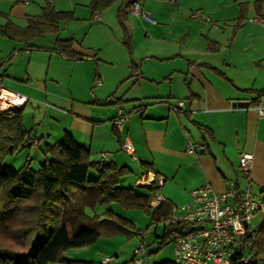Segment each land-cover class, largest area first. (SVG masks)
Here are the masks:
<instances>
[{"label": "crops", "instance_id": "0c3cea01", "mask_svg": "<svg viewBox=\"0 0 264 264\" xmlns=\"http://www.w3.org/2000/svg\"><path fill=\"white\" fill-rule=\"evenodd\" d=\"M167 1L142 0L137 12L131 5V52L121 44L117 4L91 13L89 0H52L56 10L72 11L74 18L27 43L0 35L1 82L28 97L21 116L31 131L30 164V149L40 153V144H52L68 132L89 150L91 160L126 166L134 186L146 191L129 184L123 188L148 195L151 189L138 180L141 172L162 176L155 192L171 206L187 203L190 191L206 183L217 193L233 184L264 190V114L249 104L253 95L247 92L264 86V74L254 72L255 65H264V17L250 7L233 32L237 1L251 5L249 0L233 2L230 15L199 6L211 23L193 18L187 2ZM43 5L42 0H0V25L10 20L23 28L28 18L41 16ZM144 11L153 21L142 16ZM56 39H72L80 58L52 50ZM177 100L184 105L175 112L166 103ZM237 102L247 105H232ZM119 110L129 116L116 129L112 119ZM126 134L134 156L121 148ZM188 141H201L206 150L187 153ZM242 152L252 154L248 176L239 168ZM153 236L158 237L157 227Z\"/></svg>", "mask_w": 264, "mask_h": 264}, {"label": "trees", "instance_id": "16d2710c", "mask_svg": "<svg viewBox=\"0 0 264 264\" xmlns=\"http://www.w3.org/2000/svg\"><path fill=\"white\" fill-rule=\"evenodd\" d=\"M141 1L89 0L88 7L91 13H96L117 3L115 17L122 32L121 44L131 52L129 14L131 5ZM237 2L239 10L233 32L243 25L250 7L257 16L264 17V0H254L251 5L248 1ZM73 18L72 11H58L52 0H44L40 17L28 18L23 28L7 20L0 25V35L27 43L46 30L56 31L61 21ZM72 44V39H56L52 50L68 59H78L80 55ZM208 49H212L211 44ZM247 92L253 95L249 104L256 106L264 97V86ZM30 136L31 131L23 126L21 109L0 113V264H72L77 261L64 256L70 248L93 245L100 236L124 234L129 238L138 234L130 219L112 209L88 214L87 210L93 211L101 204L119 202L124 207L141 208L156 224L169 215L170 204L163 202L156 208L149 205L155 189L141 195L130 188L118 187L119 179L129 174V169L91 160L89 150L68 132L52 144L39 145L43 161L36 170L27 160L17 170L4 166L7 155L29 146ZM89 170L96 172L95 179L88 178ZM177 225L162 227L159 247ZM258 225L252 246L256 261L252 264H264V216Z\"/></svg>", "mask_w": 264, "mask_h": 264}, {"label": "built area", "instance_id": "2783aa9c", "mask_svg": "<svg viewBox=\"0 0 264 264\" xmlns=\"http://www.w3.org/2000/svg\"><path fill=\"white\" fill-rule=\"evenodd\" d=\"M132 8L138 11V3ZM142 16L153 21L149 12H142ZM193 18H202V15L192 13ZM264 97L260 98V102ZM28 102V97L18 91L5 87L0 76V113H11L22 109ZM166 105L178 112L184 105L183 100L175 104ZM260 115L264 114V105L255 106ZM129 114L119 110L112 122L116 129L128 119ZM121 148L130 156H134V146L126 134L122 138ZM206 150L201 142L188 141L185 151L196 155ZM102 156H106L105 153ZM252 164V154L242 152L239 155V168L243 175L248 176ZM139 183L149 189L157 190L164 182L159 175H152L149 171H142L138 177ZM159 192L150 199L151 207H158L165 202ZM257 215L264 216V192L254 193L250 184L240 189L234 184L217 193L206 183L190 191V200L181 205H172L167 218L163 219L162 226L178 224L169 235L166 242L173 243L175 264H252L256 261L252 246L259 225H253L252 219ZM144 245L135 248L134 264H143ZM142 254V255H141ZM100 264H115L113 258L104 256Z\"/></svg>", "mask_w": 264, "mask_h": 264}, {"label": "rangeland", "instance_id": "374dc122", "mask_svg": "<svg viewBox=\"0 0 264 264\" xmlns=\"http://www.w3.org/2000/svg\"><path fill=\"white\" fill-rule=\"evenodd\" d=\"M42 1L44 3V0ZM57 1L66 2V0H57ZM235 1L237 0H176V1L171 0L169 2H187L193 7V9L191 10V14L199 12L202 15V18H204L206 22L211 23L214 20L209 15L200 12L201 10L198 8L199 6L207 7V8H216V9L221 8L223 12L227 11V13L230 15L231 13H235L234 8H236V6L233 4V2ZM249 1L253 2L254 0H249ZM166 2L168 1L166 0ZM116 4L117 3H114L112 6H115ZM140 36H141V32L137 30L136 43L138 45L140 44V39H139ZM254 68H256L254 72L259 73L258 76L264 74L263 64L260 66L255 65ZM25 112H28L27 108ZM28 150L29 149L24 148L20 151H16L12 155H7L4 159V163H3L4 166L13 170L19 169L27 160ZM28 160L31 161L30 167L34 170H36L39 167L40 163H42L43 161L41 154L35 148L30 149V156ZM136 173L138 175V172ZM96 176L97 174L95 171L89 170L88 178L95 179ZM124 176L122 177L125 178V180L120 181L121 180L120 179L117 186L123 187L129 184L130 186L136 188L134 186V176L129 174ZM137 190L138 192L141 191L144 194L146 191L144 188H140ZM254 193H258V192L255 191ZM106 209H112L114 212L120 214L121 216L130 219L134 223L135 230L138 232V234L133 235L132 237L129 238L126 237L124 234L111 236V237L100 236L96 241V243L93 245L70 248L64 252V256L74 261H77L72 264H99L101 258L104 256H109L113 258L115 264H122V263L134 264L133 259L134 257L137 256L134 254V250L140 244L144 245L143 264H154L159 262H169L175 264V253H174L173 243L166 242L165 244L159 247L160 244L159 234H161L162 231V222H158L157 224L153 222L151 223L152 221L151 215H147L143 209L137 207H124L119 202L101 204L98 205L96 208H94L93 211L91 210H87V211L88 214L91 215L93 212L99 213ZM260 221L261 218L255 215L252 219V224L257 225L260 223ZM155 227H157L158 237L153 236V230ZM146 232L147 234L145 236ZM47 264H61V263L51 262Z\"/></svg>", "mask_w": 264, "mask_h": 264}, {"label": "water", "instance_id": "95a60500", "mask_svg": "<svg viewBox=\"0 0 264 264\" xmlns=\"http://www.w3.org/2000/svg\"><path fill=\"white\" fill-rule=\"evenodd\" d=\"M233 106L237 105V106H245L247 105V102H237V103H233Z\"/></svg>", "mask_w": 264, "mask_h": 264}]
</instances>
